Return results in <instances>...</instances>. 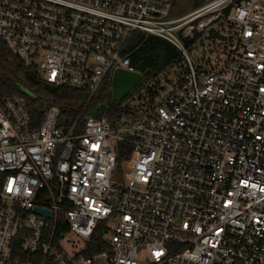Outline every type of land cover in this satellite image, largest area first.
Masks as SVG:
<instances>
[{
	"label": "built area",
	"instance_id": "1",
	"mask_svg": "<svg viewBox=\"0 0 264 264\" xmlns=\"http://www.w3.org/2000/svg\"><path fill=\"white\" fill-rule=\"evenodd\" d=\"M173 2L0 0L1 42L50 85L92 97L135 72L132 34L169 43L185 68L133 119L81 130L54 105L32 129L28 95L0 98V264H264V0L177 18ZM100 226L108 249L87 254Z\"/></svg>",
	"mask_w": 264,
	"mask_h": 264
},
{
	"label": "trees",
	"instance_id": "2",
	"mask_svg": "<svg viewBox=\"0 0 264 264\" xmlns=\"http://www.w3.org/2000/svg\"><path fill=\"white\" fill-rule=\"evenodd\" d=\"M191 44L192 41H185L187 47ZM126 49L130 66L144 78L122 102L115 103L111 97V75L92 97L79 90L56 87L44 82L35 67L27 68L17 58L11 56L0 40V98L13 95L26 96L24 91H28L30 95L27 96V100L32 129L39 127L44 111L52 105L60 109V123L70 127L77 122L78 130H81L86 119L91 117L95 119L106 117L113 124L131 120L143 108L155 104L153 96L157 93L151 92L148 88L152 80L164 76L174 68H180L183 75L185 68L181 54L172 45L159 38L132 34ZM147 72L150 73L146 74ZM182 75L177 78L173 86L182 83ZM135 97L143 102L140 100V103L132 105ZM129 153V146L119 145V161ZM103 237L100 226L87 242L85 252L90 254L106 251L108 245Z\"/></svg>",
	"mask_w": 264,
	"mask_h": 264
},
{
	"label": "rangeland",
	"instance_id": "3",
	"mask_svg": "<svg viewBox=\"0 0 264 264\" xmlns=\"http://www.w3.org/2000/svg\"><path fill=\"white\" fill-rule=\"evenodd\" d=\"M203 0H174L173 6L171 9V15L174 18L184 16L188 13H191L193 10L201 7L203 5ZM215 38H210L208 41H205V44L207 45L206 50L210 51V54L213 56V59L217 61L223 60L220 57L221 50L224 49L223 42H218L217 40H214ZM202 48L201 47H192L188 50L189 57L192 59V61L195 63V58L201 53ZM205 53V52H204ZM182 75V70L180 68H174L168 71L164 76L158 77L154 80H152L148 88L151 90V92H156L157 95L154 97V102H159L162 98H164L172 89L173 85L176 83L177 78ZM26 95H30L28 91H24ZM141 100V99H140ZM140 100H138V97H135V99L132 101V105H136L137 103H140ZM142 101V100H141ZM143 102V101H142ZM122 170L126 171V165L121 164ZM72 240L75 242H78L80 245H82L83 241L81 239L72 237ZM101 264H107L105 262H102Z\"/></svg>",
	"mask_w": 264,
	"mask_h": 264
},
{
	"label": "water",
	"instance_id": "4",
	"mask_svg": "<svg viewBox=\"0 0 264 264\" xmlns=\"http://www.w3.org/2000/svg\"><path fill=\"white\" fill-rule=\"evenodd\" d=\"M150 72H147L148 74ZM154 75V73H152ZM144 76L137 72L128 70H116L111 79V97L115 103L122 102L130 93H132L143 81ZM37 214L50 217V212L40 208H35Z\"/></svg>",
	"mask_w": 264,
	"mask_h": 264
}]
</instances>
